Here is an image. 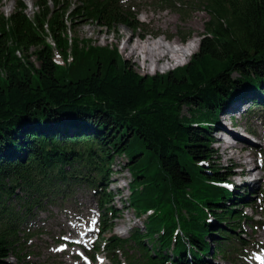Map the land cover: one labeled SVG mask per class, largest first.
<instances>
[{
    "label": "trees",
    "instance_id": "1",
    "mask_svg": "<svg viewBox=\"0 0 264 264\" xmlns=\"http://www.w3.org/2000/svg\"><path fill=\"white\" fill-rule=\"evenodd\" d=\"M159 1L182 21L189 10L208 20L187 64L155 76L116 47L70 36L82 20L141 28L120 0H38L32 18L17 0L0 13V264H22L32 217L77 192L95 197L111 234L121 156L131 178L122 205L142 223L125 240L101 239L117 264L118 253L127 264H214L249 247L237 232L252 229L253 200L226 187L234 170L216 162L209 131L239 100L264 107V0Z\"/></svg>",
    "mask_w": 264,
    "mask_h": 264
},
{
    "label": "rangeland",
    "instance_id": "2",
    "mask_svg": "<svg viewBox=\"0 0 264 264\" xmlns=\"http://www.w3.org/2000/svg\"><path fill=\"white\" fill-rule=\"evenodd\" d=\"M25 7V14L32 18L35 9L34 2L38 0H19ZM70 4H77L80 0H56ZM127 6L128 12L134 20L143 27L132 30L127 27H119L112 33L106 28L97 26L95 23L78 21L71 25L70 36L79 39H88L95 45L110 46L117 48L119 54L125 60L129 67L141 76L164 75L174 69L181 68L189 61L191 55L197 52L201 40V34L204 32V23L208 16L202 11L189 10L187 17L182 21L179 15L172 12L162 5L159 0H123ZM17 5V0H0V13L8 17L13 13ZM133 20V21H134ZM191 32L188 36L187 34ZM180 36L194 39L197 45L194 52L180 63L173 62L166 69H160L158 64L156 70L149 62L142 65V57L129 58L125 47L135 44H144L146 41L152 42L157 38L164 39L165 42L181 45ZM55 62L61 64L60 56L54 54ZM31 62L35 60L31 57ZM237 108V110H236ZM218 115L219 125L231 128L238 126V132L245 133L253 142L252 144L243 143L232 139L230 136L225 138L230 144H238L242 149L237 152V156L246 157L251 166L258 165L253 170L252 178L256 179L257 185L252 186L246 182L245 178L239 177L238 173L245 167H240V159L226 160L222 150L224 142L218 141L216 134L210 130L212 137L217 141L213 143L212 149L215 153L216 162L223 167L233 168L234 176L230 181L233 186L240 191L248 193L252 198L253 210L244 208V214L254 218L253 228L245 227L244 233L237 232L241 239L250 246L260 245L264 252V129L256 127L257 133L263 130V136H256L250 129L249 120L252 119L258 124L260 118L264 121V108L261 106H250L249 102L233 103L224 108ZM236 156V157H237ZM126 163L124 156L115 157L111 165L112 177L109 189L114 195L113 204L117 211V218L112 222V235L121 240L127 239L131 235L133 228L141 227V223L130 209H126L122 202L129 197L128 183L131 180L130 175L122 169ZM239 166V167H238ZM260 166H262L260 168ZM45 211L36 212L32 223L35 226L27 228L29 236L21 237L20 257L22 264H88L87 256H92V250L89 246L96 247L98 236L104 228L100 227V217L98 204L95 197L90 193L77 192L72 199L58 201L57 203L47 204ZM109 215L107 219H109ZM106 238L110 233H103ZM23 236V234H22ZM127 253L130 257L131 250ZM248 251L238 253L230 261H220L215 258L214 264H256L257 258L251 253L247 257ZM103 256H98L99 261ZM95 259V260H96ZM109 262L108 258H105ZM121 262L125 261L124 256H119ZM111 261V260H110ZM110 263V262H109ZM108 263V264H109ZM126 263V261H125Z\"/></svg>",
    "mask_w": 264,
    "mask_h": 264
},
{
    "label": "bare ground",
    "instance_id": "3",
    "mask_svg": "<svg viewBox=\"0 0 264 264\" xmlns=\"http://www.w3.org/2000/svg\"><path fill=\"white\" fill-rule=\"evenodd\" d=\"M175 43L165 42L162 38H157L152 42L146 41L144 44H135L134 46L125 47L124 51L130 50L128 52L129 58H139L142 57V65L149 62V64L155 67L153 70H156L158 64L161 65L160 69H166L170 64L176 61H181L182 59H186L188 56L191 55L192 52L196 49L197 45L195 44V40L189 39L186 43L182 45V47H177ZM237 110V108H236ZM259 121L261 122L258 124L254 120H249V127L254 135L256 136H263V130H260V134L257 133L256 127H261L264 129V121L263 118H260ZM220 127L224 128L225 131H229L231 133V138L243 143L252 144V140L244 136L245 133L238 132V126H234L231 128L226 129L223 124H220ZM218 141H221L222 138L220 136H216ZM242 149L241 146L238 144H230L224 143L222 146L223 153L225 155L226 160H233L240 159V167H245L244 169L238 173L239 177L245 178L246 182L252 186L257 185L256 179L252 178L253 170L258 165L251 166L249 165L246 157H239L237 156V152ZM237 156V157H236ZM239 167V166H238ZM262 166H260L261 168ZM260 262V259H258Z\"/></svg>",
    "mask_w": 264,
    "mask_h": 264
}]
</instances>
